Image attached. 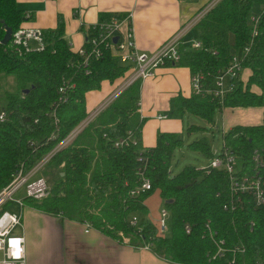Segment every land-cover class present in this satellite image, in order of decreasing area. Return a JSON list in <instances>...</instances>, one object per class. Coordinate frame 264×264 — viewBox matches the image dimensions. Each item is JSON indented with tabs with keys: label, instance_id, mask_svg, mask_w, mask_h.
<instances>
[{
	"label": "trees",
	"instance_id": "16d2710c",
	"mask_svg": "<svg viewBox=\"0 0 264 264\" xmlns=\"http://www.w3.org/2000/svg\"><path fill=\"white\" fill-rule=\"evenodd\" d=\"M264 0H219L192 27L201 47L181 50L177 64L190 74L214 73L227 64L232 52L248 45L242 67L250 73L245 81L236 80L221 101L190 93L172 99V113L188 112L213 123L216 109L259 106L264 91V9L259 15L257 33L250 40L247 19ZM110 14L101 15L99 19ZM23 11L14 0H0V39L4 27L11 31L22 26ZM58 16L53 29H42L43 48L21 55L0 43V74L12 76L14 88L3 93L0 111V189L18 167L31 168L85 116V93L100 88L101 82L124 77L127 66L107 49L86 67L71 51L62 36ZM181 46V45H180ZM216 53L212 54L211 51ZM139 83L125 87L101 109L94 119L68 145L56 150L49 162L60 165L54 185L46 197L25 199L32 207L59 219L87 222L111 239L132 246L148 245V250L175 264H253L264 259V204L255 206L249 195H242L234 209H223L228 198L226 174L222 170L184 166L169 176L170 156L182 140L176 133L156 134L155 145L139 143L143 118L139 117ZM254 84L260 93L249 86ZM66 86L63 98L57 88ZM24 89H27L24 92ZM213 132V131H211ZM221 135V148L235 156L240 173L256 170L264 197V140L262 125H234ZM132 136L134 143L115 146L116 140ZM188 148L210 159L213 152L207 138L189 142ZM257 159V164L255 158ZM148 180L150 189L136 191L140 184L137 170ZM157 189L168 211L167 235L159 237L143 217L146 195ZM137 192V193H136ZM169 200V201H168ZM138 217L139 230L129 224ZM184 225L189 227L186 233ZM215 239L222 240L221 255L211 258ZM241 249L234 251L232 249Z\"/></svg>",
	"mask_w": 264,
	"mask_h": 264
},
{
	"label": "crops",
	"instance_id": "0c3cea01",
	"mask_svg": "<svg viewBox=\"0 0 264 264\" xmlns=\"http://www.w3.org/2000/svg\"><path fill=\"white\" fill-rule=\"evenodd\" d=\"M206 1L14 0V3L23 13H29L22 26L53 29L59 16L63 23L62 36L71 51L83 44L84 29L99 20L101 15L130 13L136 48L150 52L181 29ZM190 30L191 35H188ZM192 35L191 27L182 38L181 50L188 49ZM249 73V69L245 68L239 79L245 81ZM189 78L190 72L186 66L165 63L156 68L150 77L140 80L138 112L139 117L143 118L139 137L142 148L154 146L158 132L176 133L182 140V115L188 112L172 113L171 104L177 95H190ZM114 85V82L103 81L99 89L86 92V113L95 112L113 99ZM250 90L261 92L256 86H251ZM262 96L263 102L259 106L222 107L219 121L208 123V130L216 129L220 134L234 125H262L264 140V91ZM195 130V125L186 127L189 135ZM18 214L22 227L16 232L24 238L25 264H175L141 246L119 243L91 227L84 232L83 223L59 219L28 205L23 206Z\"/></svg>",
	"mask_w": 264,
	"mask_h": 264
},
{
	"label": "built area",
	"instance_id": "2783aa9c",
	"mask_svg": "<svg viewBox=\"0 0 264 264\" xmlns=\"http://www.w3.org/2000/svg\"><path fill=\"white\" fill-rule=\"evenodd\" d=\"M218 1L219 0H207L196 14L181 27V29L153 51L143 52L136 48L130 13L125 15L110 13L107 18L96 20L86 26L84 29L85 40L83 44L73 52L81 58L82 66L86 67L89 59H98L104 49L109 50L120 64L127 66L125 72L126 76L121 84V87L124 89L134 81H140L150 77L156 68L165 63H177L179 59L178 43L181 37ZM263 9L264 4L258 8L256 13L249 15L247 19L250 40H252L257 33L259 15ZM23 18H29V13H23ZM113 37H116L115 41H112ZM189 46L191 49H199L201 44L197 39H191ZM7 48L16 55H21L22 53L31 50H41L43 48L41 30L39 28L28 26L17 27L15 30L11 31L10 38L7 42ZM247 50L248 45L246 44L238 52H232L225 67L216 70L214 73H210L209 71H197L191 73L189 78L191 93L200 96H210L211 98L221 101L225 93L233 88L234 82L240 80L239 72L242 68L241 63ZM211 53L215 54L216 51L212 50ZM122 88L114 92L113 98ZM65 89L66 86L64 85L57 88V93L60 98L64 97L63 94ZM100 110L101 109L98 108L94 113L90 114V120ZM85 117L80 122H83V120L86 119ZM2 119L3 113L0 111V120ZM90 120H86L85 122ZM80 122L27 171H24L21 166L18 167L11 179L0 189V264H25L24 238L22 234L16 232L22 227L20 217L18 213L7 210L6 206L9 203H15L21 209L23 207V200L26 198L39 200L46 197L49 193L50 186L43 177L35 176V173L41 166L49 161L56 150L64 147L70 142L69 140L72 139L80 129L77 128ZM128 141L134 143L135 139L132 136H129L128 140L127 137H125L116 140L113 144L115 146L127 145ZM254 159L257 164L256 157ZM203 167L205 170H222L226 174L228 198L222 205L223 209H234L240 202V197L244 194L249 195L252 198L255 206L264 204L261 180L256 174L257 171L254 170L250 173H240L237 160L230 152L225 150L214 151L213 156ZM142 169L143 168L137 170V175L140 177V184L136 188V191L144 192L150 189V184L142 175ZM18 191H22L24 196H14ZM167 221L168 211L165 208L159 211L157 218H155L153 222L150 221L154 226L155 234L157 236L164 237L167 235ZM129 224L138 230L140 228L138 226V217L136 215H133L129 219ZM83 226L84 232L90 229L87 222H83ZM206 227L209 239L215 244V251L211 255V258L213 259L214 257L221 255L223 252L221 247L222 240L215 239L213 237L214 232L211 231L208 226ZM184 230L188 233L189 227L184 225ZM141 247L148 249L147 244L142 245ZM231 251H241V249H232ZM229 263L236 264L233 257L229 259ZM253 264H264V259L256 260Z\"/></svg>",
	"mask_w": 264,
	"mask_h": 264
},
{
	"label": "rangeland",
	"instance_id": "374dc122",
	"mask_svg": "<svg viewBox=\"0 0 264 264\" xmlns=\"http://www.w3.org/2000/svg\"><path fill=\"white\" fill-rule=\"evenodd\" d=\"M188 35H191V30L188 32ZM244 69H245V67L241 68V70L239 72V77H240V74L243 73ZM124 78L125 77H122L119 80L116 79V80L112 81L115 84L113 86V89H114L113 92H115L116 90L118 91L120 88H122L121 84H122V81L124 80ZM13 84L14 83L12 82V76H6L3 74H0V104H2V101H3V93L5 91H11L14 88ZM251 86L253 87L255 85L251 84L249 86V88ZM122 90H123V88L119 92H117V95ZM106 104L103 105L102 107H100V109H103L106 106ZM92 113H94V112L87 111V115H86L87 117H85L86 119L83 120V122H80V124L77 126V128L78 129L80 128V129L78 130L76 135L79 134L80 131L90 122V121H88V122H85V121L90 120L91 117L89 115ZM94 117L92 119H94ZM182 120L184 121L183 134L181 137L182 138V144L180 147H176L170 156V158H171L170 159V167L168 169L169 176L176 175L178 172H180L182 170V168L184 166L193 165L195 167L201 168L205 165L206 157L200 153H196L195 151L190 150L188 148L189 142L203 137V138H207V140L209 141L211 152L218 151L221 148V135L218 133L219 132L218 130L216 131V129H214L213 134H211V130L210 129L208 130V122H206L205 120H203V119H201L195 115H192L190 113L189 114L185 113L184 115H182ZM217 121H219V110L218 109H216L214 112L213 124H215ZM189 124L197 126V130H195L190 135H189V133L186 132V127ZM185 125H186V127H185ZM76 135L72 139H70L69 141L72 142L73 139L76 137ZM59 169H60V167H58V165H55V162L53 163V162L48 161L46 164L41 166L36 171L35 176L43 177L46 180V182L49 184L50 189H51V187L54 185V182L56 181L58 176H61ZM14 196L23 197L24 195H23L22 191H18L14 194ZM143 202H144L143 204L146 207V211L143 214V217L146 218L148 221L153 222L155 220V218H157L159 211L164 208V198H161L159 196L157 189H154L146 195ZM25 205H28L29 207L33 208L31 202H28V201L26 202V200L24 199L22 206H25ZM6 209L14 211L16 213H18L21 210L15 203H9L6 206ZM167 228H168V221H167ZM168 233H169V229H168Z\"/></svg>",
	"mask_w": 264,
	"mask_h": 264
},
{
	"label": "water",
	"instance_id": "95a60500",
	"mask_svg": "<svg viewBox=\"0 0 264 264\" xmlns=\"http://www.w3.org/2000/svg\"><path fill=\"white\" fill-rule=\"evenodd\" d=\"M10 34H11V29L8 26L4 27V33L0 39V43L3 45L6 44L10 38ZM115 39H116V37H113L112 41H115ZM26 91H27V89H24V92H26ZM60 175H61V173H60Z\"/></svg>",
	"mask_w": 264,
	"mask_h": 264
},
{
	"label": "bare ground",
	"instance_id": "6f19581e",
	"mask_svg": "<svg viewBox=\"0 0 264 264\" xmlns=\"http://www.w3.org/2000/svg\"><path fill=\"white\" fill-rule=\"evenodd\" d=\"M198 20H199V19H198ZM198 20H197V21H198ZM197 21H196V22H197ZM196 22H195V23H196ZM195 23H194V24H195ZM194 24H193V25H194ZM193 25H192V27H193ZM185 33H186V32H185ZM185 33H184V35H185ZM184 35H183V36H184ZM183 36L181 37V39H180V41H179V43H178V51H179V47H180V45H181V43H182V38H183ZM191 39H194V38H191ZM191 39H189V42H190ZM115 40H116V39H115ZM164 42H165V41H164ZM134 43H135V42H134ZM188 46H189V45H188ZM189 47H190V46H189Z\"/></svg>",
	"mask_w": 264,
	"mask_h": 264
}]
</instances>
